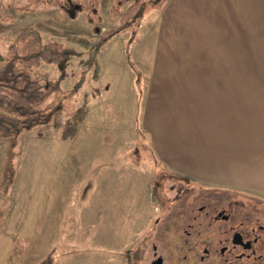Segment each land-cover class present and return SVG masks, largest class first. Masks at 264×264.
<instances>
[{
  "label": "rangeland",
  "instance_id": "rangeland-1",
  "mask_svg": "<svg viewBox=\"0 0 264 264\" xmlns=\"http://www.w3.org/2000/svg\"><path fill=\"white\" fill-rule=\"evenodd\" d=\"M110 3L100 0L101 21L95 17L91 24L86 10L71 18L61 7L22 11L17 8L28 0H0L2 54L29 25L44 40L72 48L64 69L43 64L33 72L41 82L60 80V89L42 108L61 105L62 111L50 124L21 135L15 184L0 195L5 212L0 258L12 251L15 264H40L48 253L53 264H136L138 250L147 252L157 219L170 218L179 195L192 204L205 188L158 160L141 124L146 82L139 62L151 58L141 27L150 19L151 5L142 11L139 31L102 44L101 33L118 20ZM65 6L73 12L76 5L65 0ZM8 143L0 138V180ZM214 189L241 205L264 207L263 198Z\"/></svg>",
  "mask_w": 264,
  "mask_h": 264
},
{
  "label": "crops",
  "instance_id": "crops-1",
  "mask_svg": "<svg viewBox=\"0 0 264 264\" xmlns=\"http://www.w3.org/2000/svg\"><path fill=\"white\" fill-rule=\"evenodd\" d=\"M142 30L141 124L158 160L205 188L264 199V0H170Z\"/></svg>",
  "mask_w": 264,
  "mask_h": 264
},
{
  "label": "trees",
  "instance_id": "trees-1",
  "mask_svg": "<svg viewBox=\"0 0 264 264\" xmlns=\"http://www.w3.org/2000/svg\"><path fill=\"white\" fill-rule=\"evenodd\" d=\"M76 5L71 12L65 6V0H28V4L18 7L22 11H34L41 5L61 7L71 18H76L86 10V19L96 23L99 15L100 0H89L82 4L81 0H72ZM170 0H111L110 14L118 19L116 27L103 31L99 37L102 44L108 43L120 33L137 32L143 23L142 11L146 5L153 10H162ZM72 48L66 47L56 40H44L41 32L29 25L21 28L11 41L9 52H0V138L9 140L4 159V168L0 180V195L9 193L15 184L17 169L15 159L19 139L23 133L37 127L50 124L62 111L61 105L50 109L42 108V104L60 89V80L41 82L33 79L35 69L43 64H59L65 68ZM5 212L0 208V222ZM52 253L40 264H53Z\"/></svg>",
  "mask_w": 264,
  "mask_h": 264
},
{
  "label": "flooded vegetation",
  "instance_id": "flooded-vegetation-1",
  "mask_svg": "<svg viewBox=\"0 0 264 264\" xmlns=\"http://www.w3.org/2000/svg\"><path fill=\"white\" fill-rule=\"evenodd\" d=\"M214 190L199 188L192 204L179 195L170 218L157 219L136 264L139 257L145 264H264V207Z\"/></svg>",
  "mask_w": 264,
  "mask_h": 264
}]
</instances>
